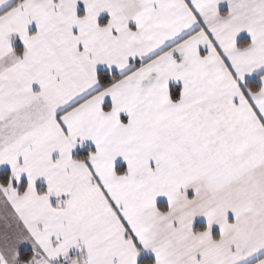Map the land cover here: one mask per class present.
Masks as SVG:
<instances>
[{"label": "snow or ice", "instance_id": "snow-or-ice-1", "mask_svg": "<svg viewBox=\"0 0 264 264\" xmlns=\"http://www.w3.org/2000/svg\"><path fill=\"white\" fill-rule=\"evenodd\" d=\"M0 264H264V0H0Z\"/></svg>", "mask_w": 264, "mask_h": 264}]
</instances>
